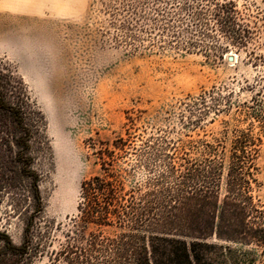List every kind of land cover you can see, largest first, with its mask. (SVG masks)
I'll list each match as a JSON object with an SVG mask.
<instances>
[{"label":"trees","instance_id":"obj_1","mask_svg":"<svg viewBox=\"0 0 264 264\" xmlns=\"http://www.w3.org/2000/svg\"><path fill=\"white\" fill-rule=\"evenodd\" d=\"M110 41L130 51L173 47L221 57L258 37L234 0H105ZM259 46L264 48V34ZM264 72V51L248 52ZM253 95L235 105L234 121L224 122L211 140L171 139L165 130L147 135L130 131L92 141L100 172L79 183L76 212L54 234L43 216L40 173L32 165L35 124L27 119L22 80L0 67V154L6 170L0 189L11 194L26 179L28 214L22 240L15 244L0 229V264H254L264 257V203L257 195L256 157L264 126V73ZM216 94V92H215ZM218 95V93H217ZM222 96L213 90L182 103V123L201 128ZM129 119V118H128ZM239 123V122H238ZM145 171L143 184L125 188L121 159ZM16 208V203L13 204Z\"/></svg>","mask_w":264,"mask_h":264},{"label":"rangeland","instance_id":"obj_2","mask_svg":"<svg viewBox=\"0 0 264 264\" xmlns=\"http://www.w3.org/2000/svg\"><path fill=\"white\" fill-rule=\"evenodd\" d=\"M102 1L0 0V67L24 83L27 119L29 112L35 124L32 165L41 175L43 216L54 222L56 235L63 227L59 224L76 212L80 181L100 172L92 141L123 135L128 126L141 135L165 130L171 139L211 140L225 121L230 127L246 125L240 118L239 123L233 120L235 105L251 98L256 76L264 73L248 57L251 49L264 51L259 46L264 0H234L258 37L221 57L167 46L136 51L116 46L105 32L108 19ZM209 90L223 98L218 110H209L201 128L182 123V103ZM253 132L260 138L257 195L264 203V126L253 122ZM6 159L0 154V165ZM133 162L130 156L119 163L125 188L145 180V171L132 167ZM4 173L0 169V178ZM19 184L15 209L12 193L0 189V229L15 244L22 240L28 214V193L23 190L27 180ZM45 261L36 257L31 264ZM254 264H264V257Z\"/></svg>","mask_w":264,"mask_h":264},{"label":"water","instance_id":"obj_3","mask_svg":"<svg viewBox=\"0 0 264 264\" xmlns=\"http://www.w3.org/2000/svg\"><path fill=\"white\" fill-rule=\"evenodd\" d=\"M227 58H228V60H230V59H231V56H230V55H228V57H227Z\"/></svg>","mask_w":264,"mask_h":264}]
</instances>
